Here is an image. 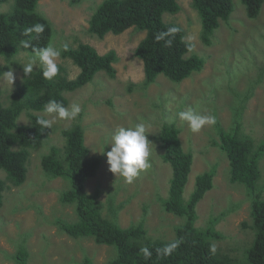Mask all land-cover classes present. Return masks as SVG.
I'll return each mask as SVG.
<instances>
[{
	"label": "rangeland",
	"instance_id": "1",
	"mask_svg": "<svg viewBox=\"0 0 264 264\" xmlns=\"http://www.w3.org/2000/svg\"><path fill=\"white\" fill-rule=\"evenodd\" d=\"M178 1L182 11L176 16L166 14L164 21L186 31L187 40L196 45L195 54L205 60L204 69L181 84L160 76L149 87L143 85L144 65L136 56L145 32L130 29L104 39L90 35L89 18L103 0L39 3L40 12L54 24L57 36L47 54L22 53L20 62L34 68L61 64L73 80L80 70L62 57L61 48L64 43L76 46L83 42L101 55L116 51L117 76L112 79L100 72L83 89L66 94L70 105L63 113L52 108L43 112L51 129L50 139L33 152L26 183L21 187L8 184L0 208V264H17L19 246L29 253L27 264H81L85 257L95 264H106L114 256L115 249L90 239H72L56 224L59 218L73 219L74 210L61 205V194L68 185L44 173L42 157L53 146L61 147L62 130L76 123L85 128L91 155L102 160L98 175L86 186L90 194L101 191L107 217L113 218L109 209L114 205L116 221L122 227L145 219L151 236H176L175 227L182 219L166 213L160 203L168 196L173 170L162 161L156 140L164 124H175L181 129L184 149L194 156L185 198L194 191L200 174L216 172L214 189L198 205L197 226L206 227L213 217L224 214L216 227L226 237L220 247L239 254L251 242L253 231L242 226L251 221V200L244 186L230 182L229 160L215 143L219 141L216 125L230 130L239 112L244 132L257 143L264 140V6L257 19H250L242 0H232L230 20L222 21L212 46H207L201 40V18L192 1ZM7 7L1 6L0 11ZM21 81L22 72L7 73L0 81L2 98L6 100ZM20 122L29 124V119L23 115ZM261 169L260 190L264 193V159ZM4 176L0 172V178Z\"/></svg>",
	"mask_w": 264,
	"mask_h": 264
},
{
	"label": "trees",
	"instance_id": "2",
	"mask_svg": "<svg viewBox=\"0 0 264 264\" xmlns=\"http://www.w3.org/2000/svg\"><path fill=\"white\" fill-rule=\"evenodd\" d=\"M42 0H0V81L10 71L22 72L17 89L2 98L0 91V208L10 183L23 186L28 178L32 154L44 147L51 136L43 112L52 108L63 113L70 105L67 93L83 89L103 72L115 79L119 61L116 51L105 55L92 45L79 42L76 46L64 43L62 57L72 61L80 70L70 79L61 64L34 68L18 60L22 54L43 56L57 36L54 24L39 10ZM192 8L201 18V40L212 46L213 37L222 21L228 22L234 12L232 0H191ZM250 19H257L264 0H242ZM182 6L178 0H103L92 11L88 32L104 39L109 34L122 35L130 29L145 32V38L136 49L143 61L144 87L154 85L160 76L181 84L200 73L205 60L195 54V43L188 41L186 31L176 23L164 21V16L178 15ZM23 115L29 124H21ZM241 112L230 130L216 125L219 141L215 144L226 154L230 164V182L242 185L251 200V221L242 224L253 231V239L241 253L225 251L219 243L226 237L217 230L224 214L213 217L206 227H198V205L214 189L215 170L200 174L195 189L185 198L187 184L194 163L193 153L184 149L181 129L175 124H164L156 136L162 150L161 159L171 165L173 175L167 198H162L164 211L182 219L175 227L176 236L153 237L145 219L124 228L117 221L116 206L112 205L113 218L104 213L101 191H87V183L98 175L102 165L93 157L86 145L85 128L76 123L62 130L64 143L53 146L42 157L44 173L52 180L61 179L67 188L61 194V205L74 210L73 219L59 218L60 231L72 239H90L97 245L116 250L106 264H264V193L261 162L264 159V140L259 143L244 132ZM128 201L120 205L124 208ZM16 256L17 264H27L29 253L24 246ZM114 250V251H115ZM81 264H95L85 257Z\"/></svg>",
	"mask_w": 264,
	"mask_h": 264
}]
</instances>
